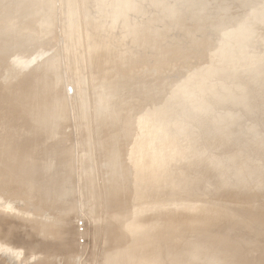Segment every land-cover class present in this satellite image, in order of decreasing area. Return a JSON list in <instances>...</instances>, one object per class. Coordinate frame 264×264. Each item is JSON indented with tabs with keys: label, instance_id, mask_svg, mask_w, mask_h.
Segmentation results:
<instances>
[{
	"label": "bare ground",
	"instance_id": "obj_1",
	"mask_svg": "<svg viewBox=\"0 0 264 264\" xmlns=\"http://www.w3.org/2000/svg\"><path fill=\"white\" fill-rule=\"evenodd\" d=\"M20 1H21V3L25 2V0H20ZM158 1L161 3V5L164 4L162 7H163V11L165 13H170V12H176L177 13V11H179L181 13L182 10H184V12H185L186 11L185 9L197 11V9L199 10V8L203 10L202 11V13H203V12H205L204 9H209L211 7L216 6L219 9L218 16H217V14H214V16L216 15L217 17L215 16L216 18L213 19V13H212V15H211L212 20L209 22H207V20H206V22L205 23L203 22V23H204V26L206 28H211V27L215 28L216 26H218V24L222 25L224 22H226V23H224L225 25H222V27L218 26V27H221L220 34H222V35H229V33H232V32L234 33L235 30H241L245 26L248 27V24L250 25L251 20H252L250 15H252L253 13L246 15V13H247L246 10H245L246 12L242 11V13H238L235 11V5H236L235 3H237V1L234 2L235 0L234 1L231 0L234 3V5L232 3H229V4H227V2L224 3L225 0H182V2H180L181 4L178 7L177 6L174 7L172 5L173 3L175 4L176 0H174L173 3H171V0H158ZM238 1H239V3L241 1V3L243 4V2L248 1V0H238ZM251 1H253V0H251ZM148 2H149L148 0H144L143 6L140 5V7L138 6V8H134V6H132V4L128 0H89V3L87 5V9H86L85 13L87 15V18L90 16L88 19V24L90 25V30H91L90 34H89V40H88V42H89V50H88V53H89L88 57L89 58H88V60H89L90 65L92 66L95 74L98 77H100L101 80L109 78V80L111 79V81H112V79H113L112 85L114 86V88H112V90H114L115 92L111 91L109 89V91H110V94L108 93L109 95L114 93V94H116L115 98H117V95H119V97L122 95L121 96L122 98H123V96H125L126 98L134 97L135 98L134 104H133V102H131L130 105L137 107L139 110L142 107L140 105L147 103V102H149L150 104L154 103V102L163 104V105L161 104L162 107L155 109L154 111L148 113L149 117L146 116L147 119L145 118L146 123H148V125H151L152 127H156V128H158L160 126V128H164V129L166 128L165 126H168V127L170 126L168 131H170V130L174 131L173 133L175 136H176L177 132L181 133L184 131L187 133V131L190 132V130L193 131L195 129H197V130L200 129V131H202L201 135H203V136H201V135H199V136L206 138V139L210 138L209 141L218 140L216 142H217V144L218 143L220 144L221 141H219V140L221 138L223 139V137H222L223 132L226 131L225 129H227V127L225 124H223L224 121L222 119V121H220V122H222L221 124H223V127L225 126L224 129H221V128H223L222 125H220L219 129L216 128V127H218L217 122L219 121V118H218L219 113L217 112L218 110L215 112L213 111L215 109L210 111V109H212V108H210L209 106H207L205 104L203 105L201 102L204 103V101L200 102V100L203 99L206 102H208V104H210V101H212V100L213 101L215 100V101L222 103L223 101L228 100L230 98H233V100H234L235 96H237L236 99H238L241 92L243 93V95L256 97L257 94L259 95L262 91L260 93L258 92L256 94H254L253 89L251 90V88H254V87H250V86L253 85L255 80H257V81L260 80L259 82L264 80V70L260 69L258 72L253 71V73H251L252 70H251V72L248 71L254 77H255V73L257 76L255 78L253 77V79H252L253 83L251 82L249 85L245 82H244L245 85L242 84V81H244L246 79V77L243 78L245 76L244 72H243L244 74H242V75H240V73H239L240 77H238V79H236V77H235L234 80H232L231 82H229L230 81L229 79H228L229 81L226 80L227 82H229V83H226V85H225L224 80L228 78L227 75L226 76L223 75L225 78L223 76H217L218 78L214 77L215 80L220 79V81H221V79H222L224 82V85L228 87V89L226 88V90H222V89L218 88L219 91H215V89H217V88L213 89L214 91L213 90L208 91L209 89H212L211 86H208V83L209 84L211 83L208 81H210L212 78L205 79V80H199V81H190L187 84H181L180 80H178L177 78H174V79L170 80L171 83L175 84L177 87L176 88L177 90L174 91L173 94H175V93L177 94L179 92V90H180V92L182 90L186 95L182 99H181V95L183 93L180 94V96L177 94L180 98L177 95H176L177 97L174 95L175 97L173 96L170 99L171 101L167 102L166 100L168 98L164 97V96H166V94L163 95V93H162V92H164V93L166 92V91H164V89H165L164 83L166 82L165 81L166 79H164V78H148L146 76L136 75L133 72L135 67L138 64H140L143 59H147L148 63L149 62L153 63V64L150 63V66L154 65L153 70L156 69V67H157L156 65L160 64L157 60V55L154 53L155 47H153L150 44L148 39L146 37H144V35L142 34V32L140 30L141 29L140 27L141 26L146 27L147 22L149 21L145 18L147 14H142L143 15L142 16L140 13V10L145 6V3L148 4ZM178 2H179V0H178ZM27 3H28V1H27ZM248 3H249V1H248ZM255 3H257V2L255 1ZM136 5H137V2H136ZM258 5H260V3ZM27 6H28V4H27ZM251 6L252 5H250V7ZM81 7L83 8V6H81ZM259 8L262 9L261 7H259ZM218 9H217V13H218ZM155 10H156V8H155ZM214 10H215V8H214ZM254 10H255V8H254ZM256 10H257V8H256ZM153 11L154 10H151L150 12L153 13ZM160 11H159V13L158 12H155L154 14L150 13L152 15V18H155V20H157L159 18ZM185 13L188 14V12H185ZM214 13H216V12H214ZM179 14H178V16L181 15V14L180 15ZM75 15L77 16L78 14L75 13ZM75 15H74L73 19H75ZM161 15H163V13ZM183 15H181V16H183ZM200 15H201V13H200ZM261 15H263V14H261ZM139 16H142V17L140 19H138ZM170 16L174 17L172 15H170ZM178 16L175 18H178ZM181 16H180V20L182 21ZM72 17H73V15H72ZM149 17H151V16H149ZM195 17H196V15H195ZM61 18H62V16L60 17V19ZM174 19L172 18L173 21H174ZM186 19L188 20V18H186ZM191 20H192V17H191ZM194 20H197V19H194ZM201 20H203V19H201ZM57 21H58V19H57ZM170 21H171V19H170ZM166 22H168V21H166ZM190 22L191 21H189V23L187 22L186 26H189L188 24H190ZM200 22L201 21H199V23ZM50 23H51L50 20H42L38 23L37 22L34 23V25L32 24L33 25L32 27H34L35 30H39L42 28L50 29L51 28ZM257 24H262V23L258 22ZM84 25L86 26V23H84ZM103 25H106V26L104 27ZM176 25H175V27H176ZM101 26L103 27V29ZM199 26L201 27V25H199ZM160 27H161L160 29H161L162 33H163V31L166 34L169 33L170 28H168L167 26H163V25H160ZM197 27H198V25H197ZM200 27H199V29H201ZM181 28H182V25H181ZM244 29H242V30L244 31ZM248 29H251V28L248 27ZM173 30H174V28H173ZM183 30H185V29H183ZM202 30H204V29L202 28ZM171 31H172V29L170 30V32ZM188 31H189V29H188ZM196 31H199V30L196 29ZM211 31H212V29H211ZM216 31H217V29H216ZM176 33H178V32H176ZM187 33H189V32H187ZM191 33H192V31H191ZM199 33H200V31H199ZM214 33H215V30H214ZM28 34L26 35L27 37H28ZM30 34H32V33H30ZM115 34L118 36H119V34L125 35L122 44H121L120 40L114 39ZM23 35H24L23 38H21L22 34L19 33V34L15 35L14 38H10V36L9 37L4 36L3 38L0 39V69L2 66H3V68L5 67V65L7 64L6 60H10L9 65H11L12 70H14L16 72H18L17 71L18 69H21V70L26 69V68L28 69L26 74L24 76H22L17 83H14L13 86H10L7 89V90H9L8 92H10V93L6 94L7 96H5V95L0 96V186L1 185L3 186V188L0 187V189H3L2 190L3 201L6 200L7 196L8 197L13 196V198H14L13 199V198L9 197V199L7 198V200L4 201V203H3V215H0V225H1V223L5 225L6 220H8L10 218V216H14V215L17 217V219L21 218L22 222L24 219H26L27 221L30 222L28 224V225H30L29 226L30 230L28 229L29 235H27L25 240H24V236H23V242L21 241L22 243H19L20 242L19 239H21L22 237H20V235L18 236L17 232L20 231V233H18V234H21V231H23V233H24V230L26 227L24 225L22 226V224L17 226L16 221L13 220V222L16 224V226L19 227L20 229L18 231L17 228L16 229L14 228L15 231L13 230V232L11 231L10 233L12 236V233L16 232L13 234L14 236L16 234V236H15L16 238L14 236L13 237L15 239H17L19 237V239H17L18 242L15 241V239L13 237H11V239H9V240H11V243L5 242V240H4V242L7 244L10 243L9 244L10 247H11V244H13L12 246L15 248L16 247L21 248V247H18L19 244H20L19 246H22V245L24 246L26 244H27V246H26V250L25 249L24 250L18 249L20 251H18L17 249L15 251V248L12 247L14 250V252L11 253L12 255L10 253H9V255H7L9 250H12V248L11 249L8 248L9 249L8 252H6L7 251L6 249H4L5 250L4 254L7 255L6 258H8V261H10V259L12 257H13L12 259H14L15 254L18 252L17 256H15V257L18 258L19 264H76V259L80 256L79 251H78L79 250L78 241H79V239L84 238V239H88L89 241L94 243V245H99L102 247L104 246L107 249L109 248V252L106 251V249H104L106 251V253L108 252V254L106 255V258L104 259V258H102L105 255V253H104L103 256H101V260L99 262V263H102V261H103L102 259H104L105 260V262L103 261L104 264H221L222 261L227 259L225 249L228 246L235 244V238H236L238 233L242 232L246 236L250 237L251 239L257 238V237H263L264 238V206L263 207H257L254 210H251L249 207H245V206H241V205H239V206L236 205V206L231 207V208H229L228 206H225V205H221L219 208H214L213 206H210V205H200L197 203L193 204V202H188V201L185 202V200H187V198L184 197V195H186V194H184L181 197L179 196L176 199L175 198L174 199L173 198L172 199L162 198L161 200L159 199L156 202L155 201L154 202H152V201L148 202V200L145 199L148 196L147 194L150 195L153 192L154 193L158 192L157 189L161 188L160 182L162 181L161 180L162 176H164V178H165V175L163 173L162 174L160 173L158 175V173L156 172L157 170L155 171V167H156L157 163H160V165H165L168 161H170L171 159H174L172 157L177 156L178 155L177 153H179L177 151V148L181 147V143H180L181 140H177V139L174 140L175 139L174 138L173 139L174 143H173V141H171L170 138H166L165 133H163V131H161L164 137H162V135L160 134L161 136H159L156 141H154L153 137H151L152 139L146 138V139L142 140L140 142L139 148H137L138 152L136 155L134 153L130 152L131 150L129 151L131 153V157L133 158V162H131L130 161L131 158L129 157L130 153L126 152V149H127L126 144L129 141L130 136H131V132H132L131 120L129 117L126 118V115H125V113L128 112V109L126 110L125 108L124 109L118 108L116 110V108L114 107L115 104L114 105L111 104L112 106L109 105L111 107H107V110H109V112H110L109 114H112V116L111 115H110L111 117L108 116L110 118L105 119L104 121H102V120L99 121V124L101 126V130L99 131V129H98V131L96 133V140H95L96 144L99 146L98 148H100V153H99L100 157L103 159H106L110 165V167H108L109 165L106 166V163L102 159L103 160L102 162H104L103 163L104 167L105 166L107 167V169L105 167V170H108L110 168V170H108L106 172V174L104 172V174L107 175L108 172H110L111 173L110 178H112L113 181H111V179L109 180L108 178L107 179L109 181H107V182L103 181V182H105L103 185L106 186V183H107L106 187L105 186L102 187V189L104 187L107 188L106 189L107 191H105V189H103L104 190V192H103L100 187L98 188V186H100L102 183L97 186V184H96L97 181H96V183H94V180H95L94 177L93 176H92L93 178L89 177L90 172L92 173V169H87V171H86L85 168H86L87 164L84 165L85 166V168H84L85 172H84V174H82V175H84V177L81 180H83L82 182H84V180L87 179V181H88V182L86 181L87 182V187H86L87 189L85 190V188H83V186L85 184H82L81 187L84 189L82 191V193L83 194L86 193L85 198H87V197L89 198V200H88V198L86 200H88L89 203H90V201L93 203V204L90 203L91 204L90 209L92 210L91 211L92 218H90L91 220L88 221L89 224H88L87 228L85 229V231H82V232L79 231V228H77V219L78 218L76 217L78 207H75V204L72 203V201H73L72 199L70 200L72 204H70V202L68 204L66 203V201H67L66 198L68 197V194L69 193L71 194L73 192V191H70L71 187L74 186V185L72 186L71 172L73 175L74 174L73 171L75 170L74 169L75 167L73 168L70 166L74 162L69 163V162H72L71 160H75V157H74V152H73L74 147H72L73 146L72 145V139L73 138L71 137L72 138L71 139L70 136L68 134H66L69 132L68 131L69 127L67 124L70 122V120L68 121V117H66V110H67L66 108H68V107L66 106L65 101H63V103H62V104L65 103L64 104L65 108L63 107L64 105L61 104V106H60L59 105L60 103L59 104L57 103L59 101V99L61 101L62 98H64V97L59 98V97H61V96H59L60 91H58V93H55V95L59 94L58 95L59 97L56 96L57 98H55V95H54L55 89H50L51 90L50 93H53V94L48 93L49 88H53V87L56 88L57 85L53 86L55 84V82H54V84H52V87H50L49 86L50 84L47 85V83L50 80L45 81L46 77H44L47 75H49L48 76L49 79H50V77L51 78L54 77L53 72L55 69L54 65H56V61H54V59H51V61H50V59L48 60L47 59L48 55L44 54L45 51H44V53L41 52L38 49V47H36L37 46L36 43H35L36 44V46H35L33 41L27 40V37H25V34H23ZM34 35H36V34H34ZM200 35H202V34H200ZM210 36L211 35H209V37ZM237 36L238 35H236V37ZM178 37H180V36H178ZM199 37L201 38V36H199ZM213 37L215 38V36H213ZM213 37L211 36V38H213ZM234 37L235 36H233V38ZM172 38L173 37L169 35V37L167 38L168 39L167 43H170V42L175 43L174 47L172 48V49H174V51H173L174 57H181L183 55L184 51L186 49H188V46H191L192 44L194 45V44L199 43V41H196L194 39L193 40H191V39L177 40V38H173V39ZM211 38H209V39L211 40ZM205 39H206V36H205ZM224 39H226V38H224ZM210 40H208V41H210ZM213 40L214 41H210V42L214 43L215 39H213ZM226 40H228V39H226ZM231 40H232V38H231ZM13 41H16V44L14 46H11L10 43H12ZM234 41H236V40H234ZM71 42H72L71 47H73L75 49L76 45L78 43V38L73 37ZM222 42H225V41L223 40ZM262 42H264V41L262 40ZM212 43L210 46L211 48L213 45ZM221 43H220V45H221ZM229 43L232 44L231 41ZM209 44L210 43H208V45ZM230 44L228 45V47L230 46ZM47 45H49V44H47ZM47 45H46V47H47ZM215 45H217V44H215ZM215 45H214V47H215ZM251 45H252V43H251ZM199 46L200 45H198L197 47H199ZM237 46H239V45H237ZM42 47H44V45L41 46V48ZM219 47H218V51H219ZM240 47H241V44H240ZM256 47H255V49H256ZM39 48H40V46H39ZM213 48H212V51H213ZM222 48H223V46H222ZM225 48H227V47H225ZM225 48H224V50H225ZM232 48H233V45H232ZM263 48L264 47L261 45L258 48V52L263 53V51H262ZM46 49L47 48H44V50H46ZM230 49H231V46H230ZM197 50H199V49H197ZM47 51L46 52L48 54L50 49ZM195 51H196V49H195ZM204 51H206V50L204 49ZM207 51L209 52L210 50H207ZM212 51H210V52H212ZM254 52H255V50H254ZM215 53H216V51H215ZM203 55H204V53H203ZM240 55H242V54H240ZM246 55H244V56H246ZM223 56H221V57H223ZM249 56H247V58ZM225 58H226V56H225ZM220 62H222V61L220 60ZM195 64H197V63H194L193 67H191V68H194ZM210 64L211 63H209L208 65H210ZM30 66H31V68H30ZM32 66H33V68H32ZM61 66H62V64H61ZM34 67H36L37 70H39V68H41V69L39 71H37V70H35L36 68L34 69ZM249 67H250V65H249ZM71 69H73V68H71ZM206 69H207V66H206ZM41 70H42V72H40ZM30 71H31V73L32 72L34 73L36 71V72H39L38 74L44 73L46 75H44V76L41 75V76H43L42 78L40 75H38V76H40V77H38V78H40V80H38V78L35 77V79L37 78L36 81H39V83H38V82L34 81L35 80L34 76H33L34 80L32 79L33 74H31ZM86 71H88V70H86ZM215 73H216V71H215ZM28 74H31L30 75L31 77L30 76L26 77ZM236 74H237V72H236ZM239 75H236V76H239ZM36 76H37V74H36ZM231 76H235V75H231ZM247 76H249V75H247ZM147 78L150 80L149 82H147V80H148ZM256 78H258V79H256ZM41 79H43L42 83H43V81H45V84L48 86V88L41 83ZM231 79H232V77H231ZM242 79H244V80H242ZM215 80H214V82H215ZM111 81L110 82L105 81V82L106 83L109 82V84H111L112 83ZM20 82H24V83H20ZM100 82H102V81H100ZM167 82H169V81H167ZM167 82L165 84H167ZM259 82H257V83L259 84ZM102 84L105 85V83H102ZM169 84L170 83H168V85ZM173 84H171V85H173ZM178 84H180V85H178ZM112 85L110 86V85L106 84V86L108 88H109V86L112 87ZM213 85L217 86V84H215V83H213ZM221 85H223V84H221ZM254 85H256V83H254ZM261 85L264 86V83L263 84L261 83ZM16 86L19 87V90H17V91H15V89H14ZM207 86L209 89L207 88ZM239 86H241V87H239ZM259 86H260V84H259ZM107 87L104 86L102 89L103 90L105 88L107 89ZM157 87H159V89H161L160 91H162V92H160V91L157 92L156 90H159ZM166 87H169V86H166ZM195 87L198 89L199 88L201 89V90H197V92L199 94L198 97H196L197 94H195L197 92L192 93V91H191L192 88L195 91ZM219 87L224 89V86L221 87L219 85ZM58 88H59V86H58ZM92 88H94V87H92ZM155 88H157V89L155 90ZM170 88L171 87L166 88L167 93H168V91L175 89L174 87L172 89H170ZM258 89H256V90L258 91ZM52 90H54V92ZM56 90H59V89L56 88ZM261 90H262V88H261ZM263 90H264V87H263ZM45 91L48 93V95H47V93H44V94L42 93ZM199 91H201V92H199ZM254 91H255V89H254ZM259 91H260V89H259ZM40 93L43 95H41ZM63 93H65V92H63ZM242 93H241V95H242ZM73 94L75 95V93H73ZM108 94L106 93L105 95L108 96ZM173 94H171V96ZM238 94H239V96H238ZM111 96L112 97H110V98L114 99L113 94ZM248 96H246V97H248ZM240 97L242 98V100H243V98H245V96H243V97L240 96ZM110 98H106V99H110ZM248 98H246V99H248ZM54 99H55V101H54ZM56 99H58V101ZM69 99H71V98H69ZM123 102H124V100H123ZM104 103H105V101H104ZM257 103L258 102H256L255 105ZM88 104L89 103H86V105H88ZM211 104H212V102H211ZM229 104H230V101H229ZM105 105H107V104H105ZM91 106H92V104H91ZM91 106H89L90 109H91ZM165 108H166V110H165ZM99 110H100L99 112L97 111L98 113H100L101 110H104V108L99 109ZM216 112L218 113L217 114L218 116H215ZM87 114L90 115L89 113H87ZM209 114H212V115L214 114L213 116L215 117L214 119L216 120L214 122H216V124L214 122H213L214 124L211 123V121L214 119L211 118L213 116L209 117ZM97 119H98V117H97ZM210 119H211V121H210ZM217 119H218V121H217ZM220 120H221V118H220ZM85 122H86V120H85ZM220 122H218V123H220ZM211 124H213L214 126L212 125L213 126L212 127ZM97 125H98V123H97ZM81 127H83V126H81ZM83 128H85V127H83ZM83 128H81V129H83ZM107 128H109L108 129L109 132H106ZM167 129L165 132H167ZM233 129H235V128H233ZM156 131L158 132V130H156ZM83 132H85V130ZM194 132L196 134H198L196 131H194ZM81 133H82V131H81ZM153 134H155V133H153ZM157 134H159V132ZM196 134H195V136H196ZM211 134L212 135L214 134V135L210 137L209 135H211ZM244 134H245V132H244ZM82 135H83V133H82ZM166 135H168V132ZM174 135H172V136L174 137ZM227 135H231V134H227ZM227 135H225L224 137L226 138ZM178 136L181 137V135H178ZM185 136H186V134H185ZM87 137H88V135H87ZM169 137H171V136H169ZM183 137H181V138H183ZM193 138H195V137L193 136ZM225 138H224V140H225ZM171 139H172V137H171ZM206 139H204V140H206ZM228 139H230V138H228ZM232 139H234V138H232ZM78 140H80V139H77V141ZM204 140L200 139V141H202L200 143H203ZM224 140L222 141V143H224ZM193 141L194 140H192V142ZM83 142H85V141H83ZM83 142H81V143L84 144ZM159 142H165V143L162 146H160ZM197 142H199V141H197ZM208 142L206 141V143L208 144L207 147L210 144ZM230 142L232 143V141H230ZM248 142H247V144H248ZM89 143H91V142H89ZM193 143H196V142L194 141ZM238 143H240V142H238ZM197 145H199V144H197ZM83 146H84V148L87 147V149L92 148V147L95 148V146L89 147V144H85ZM193 146H194V144H193ZM199 146H198V148H199ZM211 146H213V145H211ZM216 147H218V146H216ZM230 147L235 149L236 146H233V143H232V145H230ZM237 147H240V146L238 145ZM212 148L214 149V147H212ZM87 149H86V151H89ZM181 149H183V148H181ZM188 149H189V147H187L184 151L189 152ZM199 149H196V150H199ZM247 149H248V147H247ZM96 150H97V148H96ZM208 150H209V148H208ZM228 150L230 151V149H228ZM168 151H170V153H168ZM223 151H224V149H223ZM186 152H184V153H186ZM237 152H238L239 157L236 156ZM237 152L235 154V156L238 157L236 162L233 163V165H231L232 164L231 163L230 166H227V167L224 166L226 168L223 169L221 172L223 176L219 178V181H217L218 185L216 183H215L216 185L214 184L215 187L217 186L216 188H218V191H220L219 194H218V192H216V194H217V196H216L215 191H213L214 193L212 192V189L214 186L212 187V189H210V187H211V186H209L210 184L209 183L206 184V181L209 180L208 179L209 176H207L208 180L206 179L203 182L204 183L203 186H205L207 188L209 187L208 190L206 189V191H208L209 193L212 192L213 194H215V196H212V198L215 197V198H219L220 200H227V199L236 200V201L241 200V202L249 203L251 201L245 200L246 199L245 196L247 197V199H250V197H251L250 195L256 194L254 192L255 189L253 191H249V190H250V188H252L253 178L259 176L260 172L263 170V168L261 167V165H257L256 162L253 163L250 160L249 156H245L244 155L245 153H243V150L242 151L239 150ZM92 153L94 154V152H92ZM92 153L90 152V154H92ZM126 153L129 154L128 159L130 158V160H128V161L126 160L127 159ZM190 153H192V152H190ZM222 153L224 154V152H221V155H222ZM93 157H91V158H93ZM84 158H85V156H84ZM88 158H90V157H88ZM212 158H214V157H212ZM199 159H200V157H199ZM88 160L85 159V162ZM241 160H244V161L246 160L245 163H243L244 164L243 168H240V166H238L241 163ZM126 161L131 163V164L133 163V165L131 166ZM52 162H53V164H56V165H54L53 167H50L51 166L50 164ZM66 162H67V164H70V165L66 164L68 167L65 166ZM90 162L88 161V165L90 164ZM210 163H211V161H210ZM114 164H117L118 168L116 166H114ZM74 165L75 164H73L72 166H74ZM78 166H77V168H78ZM82 166H83V164H82ZM104 167H103V169H104ZM72 169H74V170L72 171ZM204 169H205V167H204ZM204 169H203V171H204ZM78 170H80V169H78ZM82 170H83V167H82ZM189 170H191V169H189ZM93 171H95V170H93ZM133 171H134V173H133ZM77 172H80V171H77ZM94 173H96V171ZM188 173H189V171H188ZM231 173L234 174V179L236 177V182L234 180L233 181L235 183H237L236 184L237 188H238V185L239 186L241 185L242 188L244 187L245 189L249 188V189H246V190H248L247 192H249V193H247V194L243 193L244 196H238V195H236V193H232L230 191L231 187L229 185V179H231V178H229V176L232 175ZM77 175H78V173H77ZM249 175H250V177H249ZM78 176H80V175H78ZM73 177H74V175H73ZM80 178H82V177H80ZM103 178L105 179L106 176L105 177L103 176ZM74 180L75 179H73V181ZM133 182L135 185H132ZM173 182H175V180ZM189 182H190V180H189ZM29 183L31 185H29ZM177 183H179V182H177ZM38 184L40 186H38ZM192 184H190V185H192ZM200 184L202 185L201 182L198 185H195V188L193 185L186 188L184 193L200 194V190H202L201 189L202 186ZM206 185H208V186H206ZM228 185L230 188V190L229 189L228 190L230 192L228 190L224 191L225 188L226 189L228 188ZM131 186H133L134 189H135V187L136 188L138 187L142 191L139 192V190H138L137 193L138 192L139 193L137 194V193H135L136 191L131 190L132 189ZM196 186H198V189H200V190L196 189ZM78 187H80V185H78ZM205 187H202V188H205ZM256 187H258L260 189L259 191H261V188H264V184H259L258 186L256 185ZM245 189L243 191H245ZM204 190L205 189H203V191ZM209 190H211V192ZM237 190H239V189H237ZM78 191H79L78 193H80V190H78ZM74 193H76L75 190H74ZM82 193H80V196L82 195ZM133 193H134V195H133ZM201 195H205L204 192L201 193ZM207 195H208V197H210L209 194H207ZM74 196H75V194H74ZM100 196L104 201V202L102 201L103 204L102 203L99 204V202H100L99 200H101V199H99ZM104 196H105V199H104ZM133 196L137 197V199H134L133 201L137 200V202H139V201L141 202L142 200H145V202H147V204L138 203L139 205L136 204L137 207H135V209L130 208L133 210L130 212L129 211L130 210L129 209L130 201H131L130 199ZM75 197H74V202H76L75 199L77 198V197L76 198ZM83 197H84V195L82 196V198ZM16 198L18 199V201L16 200ZM133 198H135V197H133ZM10 199L12 202L13 201L15 203L17 202V204H12ZM1 200H2V198H1ZM79 200H80V197H79ZM7 202L8 203L11 202V204H8ZM18 202H20L21 204ZM246 205H248V204H246ZM87 206H88V204H87ZM101 209H103L104 211ZM78 210H80V209L78 208ZM102 211L104 212L103 215L101 214ZM128 211L131 214L128 213ZM148 211H151L152 217L148 220L141 219L143 217V214L145 216V214L149 213ZM86 212H87V209H86ZM151 213H149V214H151ZM0 214H2V212ZM54 214H55V217L53 216ZM30 215H32V216H30ZM40 215L42 216V219H39V218H41ZM45 215H46V217H48V220H46V219L44 220L43 217ZM80 215H82L83 217H86L83 215V213H81ZM99 215H102V216H99ZM131 215H132L133 219L131 218L132 220L128 222L126 218L128 216L131 217ZM16 217H14V219ZM29 217L30 218L35 217V218L34 219L33 218L27 219ZM49 217L51 219L54 217V220L53 219L49 220ZM145 218H147V216ZM11 220H12V218L9 219V223L12 222ZM18 222L19 221H17V223ZM22 222H20V223H22ZM25 224H26V222H25ZM236 226H240L241 227V228H239L240 230L233 231L234 230L233 228ZM3 227H2V229H3ZM21 228L22 229L24 228V229L21 230ZM7 230H9V229L7 228ZM28 230L25 232L26 234H27ZM1 232H3V231H1ZM1 232H0V234H1ZM5 232H7V231H5ZM25 233L23 235H26ZM28 236L31 238L28 239L29 238ZM5 238H6V236H5ZM5 238L3 236V239H5ZM12 238L14 239L13 241L17 242L16 243L17 246L16 245L14 246L15 243L12 241ZM0 240H1V238H0ZM27 240L29 242H27ZM129 240H130V242H129ZM24 241H26L27 243L23 244ZM2 244L4 246L3 241H2V243H0V246ZM23 246H22V248H25ZM5 247L7 248V246H5ZM87 248H88V246H87ZM102 249H101V251H102ZM41 250L42 251L44 250V253ZM12 251H10V252H12ZM83 251L81 252V254L83 253ZM101 251H100V253H101ZM94 252H96V251H94ZM45 253L47 255H45ZM91 253L89 252V254H91ZM93 254L94 253H92L91 255H93ZM184 254H186L185 256L190 257L189 259H187V261H184L182 259L181 255H184ZM252 254H255V253L250 252L248 255H243V256H241L240 254L235 255L234 261H232L233 263H231V264H264V254L261 258H257V256L252 255ZM0 256L3 257V254ZM8 256H11V258H9ZM55 257H58L57 259H59L61 257L59 263ZM92 257H94V256H92ZM3 258L5 259V257H3ZM3 258H2V262L0 264H3L7 261V259H6V261H4ZM17 258H15L16 259L15 262H17ZM12 259H11V261H13ZM61 260H62V262H61ZM89 260H90V258H89ZM89 260H87V261H89ZM80 262H82L81 259H80ZM84 262H85V260L83 261V263ZM89 262L91 263V261H89ZM6 264H12V262L11 263L8 262Z\"/></svg>",
	"mask_w": 264,
	"mask_h": 264
},
{
	"label": "rangeland",
	"instance_id": "obj_2",
	"mask_svg": "<svg viewBox=\"0 0 264 264\" xmlns=\"http://www.w3.org/2000/svg\"><path fill=\"white\" fill-rule=\"evenodd\" d=\"M27 1H28V3H27ZM25 0V2H22L21 3V1L20 0H0V39L1 38H3L4 36H6V37H9L10 36V38H14L15 37V35H17V34H22V36H21V38H23V34H25V37H27L26 35L28 34V37H27V40H31V41H33L34 42V44L36 43L37 44V46H36V44H35V46L36 47H38V49L41 51V52H43L44 53V51H45V55H48V57H47V59L49 60L50 59V61H51V59H54V61H56V65H54V72H53V74H54V77L53 78H51L50 77V79H49V75H47V76H44V75H46V74H44V73H40V74H38L39 72H32L31 73V71H30V73L31 74H33L32 75V79H33V76H34V79H35V77H40L41 75H43L44 77H46V79H45V81H48V80H50L48 83H47V85L48 84H50L49 86L50 87H52V84H54V82H55V84L53 85V86H56V88L57 89H59V90H56V88L55 87H53V88H49V91H48V93H50L51 92V90L50 89H55V92H54V90H52L53 92H54V95H55V93H58V91H60L59 92V94H57V95H55V98H57L56 96H61V97H59V98H62V97H64V98H62V100L60 101V99H59V101H58V99H56L57 101V103L61 106V104L63 103V101H65V103H66V106L68 107V108H66L67 110H66V117H68V121L70 120V122L67 124L68 125V133H66V134H68L69 136H70V138L72 139V147H74V157H75V160H71L72 162H69V163H73V164H75L74 166H72V165H70V164H67V162L65 163V166H67V165H70L71 167H75L74 169H72V171H73V175H74V177H73V175H72V172H71V178H72V186L73 187H71V190L70 191H73L70 195L68 194V199L66 198V203L68 204L69 202H70V204H72V203H74L75 204V207H78L80 210H78V208H77V215H76V217L79 219H77V228H79V231H85V229L87 228V226H88V221H90L91 219L90 218H92V214H91V209H90V206H91V204H93L91 201H90V203H89V198H88V200H86L87 198H85V196H86V193L85 194H83L82 193V191L84 190L83 188H85V190L87 189L86 187H87V179L86 180H84V182H82L83 180H81V179H83V177H84V175H82V174H84V172H85V170L87 171V169H92V173L90 172V175H89V177L90 178H93L94 177V183H96V181H97V186L98 185H100L101 183V185L100 186H98V188L100 187L101 188V190L104 192V190L103 189H105V191H107L106 189L107 188H105L106 186H107V183H106V186L105 185H103L105 182H107V181H109L110 179H111V181H113V179L112 178H110V172H108V174L107 175H105L106 174V172L108 171V170H110V168L108 169V170H105V167L107 166V165H109V162H107V160L106 159H103V158H101L100 157V148H98L99 146L96 144V133H97V131H98V129H99V131L101 130V126H100V124H99V121H104L105 119H109L111 116H112V114H109L110 112H109V110H107V107H111L112 105L111 104H115L114 105V107L116 108V110L118 109V108H121V109H128V112H126L125 113V115H126V118L127 117H129L130 118V120H131V124H132V126H131V130H132V132H131V136H130V139H129V141L127 142V144H126V147H127V149H126V152H129L130 150V152H132V150H133V148H134V146L136 145V143H137V141L139 140V139H141V138H143V136H145L146 135V126H144L142 123V121H143V119H144V117H149L148 116V113L149 112H152V111H154L155 109H158V108H160V107H162V103H149V102H147V103H144V104H142V105H140V106H142L141 107V109L139 110L137 107H135V106H133V105H130V103L131 102H133V104H134V100H135V98L134 97H132V98H126L125 96H123V98L120 96L119 97V95H117V98H115L116 96V94H114V93H112L113 94V98L114 99H111L110 97H112L111 95H109L110 94V91H109V89L111 90V91H114V90H112V88H114V86L112 85L113 84V79H112V81H111V79L109 80V78H106V79H100V77H98L96 74H95V72H94V70H93V68H92V66L90 65V63H89V60H88V50H89V42H88V40H89V34H90V25L88 24V19H89V17L87 18V15H86V9H87V5H88V3H89V0ZM31 1V2H30ZM83 1V2H82ZM131 4H132V6H134V8H138V6L140 7V5H142L143 6V2H144V0H128ZM143 1V2H142ZM149 2H148V4L147 3H145V6L140 10V13H141V15L142 14H147L146 15V19L147 20H149L148 22H147V25H146V27L145 26H141L140 28V30H141V32H142V34L144 35V37H146L147 39H148V41L150 42V44L153 46V47H155V54L157 55V60H158V62L160 63V64H158V65H156L157 67H156V69L155 70H153V66L154 65H152V66H150V63L151 62H149L148 63V60L147 59H143L142 61H141V63L140 64H138L136 67H135V69H134V74H136V75H139V76H146V77H148V78H164V79H166L165 81L167 82V81H169V82H167V84H165L164 83V87H165V89H164V91H166L165 93L164 92H162V91H160L161 89H159V87H157L159 90H156L157 88H155V90L157 91V92H162L163 93V95L164 94H166V96H164V97H166V98H168L166 101L168 102H170L171 100V98L175 95H179L180 96V94H182L181 95V99L182 98H184V96L186 95L182 90H181V92H180V90H179V92L176 94H173L174 93V91H176L177 89V87H176V85L175 84H173V83H171V81L170 80H172V79H174V78H177L178 80H180V83L181 84H187L188 82H190V81H199V80H205V79H210V78H212L210 81H208V82H211L210 84L208 83V86H211V88L212 89H209L208 88V86H207V88L209 89H207L206 87V89L208 90V91H212L213 89H215V88H219V89H222V90H226V88L228 89V87L227 86H225L226 85V83H229V82H231L232 80H234V78L236 77V79H238V77H240V75H242V74H244L243 76V78H245L246 77V79L244 80V79H242V80H244V81H242V84L243 85H245V83H247L248 85L253 81L252 79H253V75L252 74H250V72H251V70H252V72L251 73H253V71H255V72H258L260 69H263L264 70V48H263V53H259L258 52V48L262 45L263 47H264V42H262V40L264 41V0H253V1H251V0H248L249 1V3H248V1H245V2H243V4L241 3V1H240V3H239V1L238 0H232V1H234V2H236L237 1V3H235L236 5H235V11L236 12H238V13H242V11L243 12H246L247 11V13H246V15H249V14H252V15H250L251 16V18H252V20H251V23H250V25L248 24V27L249 28H251V29H248V27L247 26H245V27H243L242 29H244V31L241 29V30H235V32L233 33H229V35H222V34H220V30H221V27H222V25H225L224 23H226V22H222L223 24L221 25V24H218V26H221V27H218V26H216L215 28L217 29V31H216V29L215 28H206L205 26H204V23L206 22V20H207V22H209V21H211L212 20V13H213V19H215L217 16H218V14H219V9L215 6V7H211V8H209V9H204V11L205 12H203L202 13V9H200L199 8V10L197 9V11L196 10H187V9H185L186 11L185 12H188V14L187 13H185L184 12V10H182L181 11V13L179 12V11H177V13L176 12H170V13H165L164 11H163V5L164 4H162L161 5V3L158 1V0H148ZM157 1V2H156ZM173 1L174 0H171V3H173ZM231 0L229 1V0H225L224 1V3H226L227 2V4H229V3H232L233 5H234V3L232 2ZM255 1L257 2V3H255ZM261 1V2H260ZM30 2V3H29ZM82 2V3H81ZM136 2H137V5H136ZM153 2V3H152ZM178 2V0H176V2H175V4L173 3L172 5L174 6V7H178L181 3L180 2H182V0H179V2ZM24 3V4H23ZM26 3V4H25ZM166 3V2H165ZM239 3V4H238ZM245 3V4H244ZM260 3V5H258ZM21 4V5H20ZM27 4H28V6H27ZM249 4V5H248ZM257 6H256V5ZM263 6H262V5ZM154 5V6H153ZM241 5V6H240ZM248 5V6H247ZM250 5H252L251 7H250ZM27 6V7H26ZM81 6H83V8L81 7ZM160 6V7H159ZM159 9H158V8ZM248 7V8H247ZM259 7H261L262 9H260ZM82 8V9H81ZM155 8H156V10H155ZM161 8V9H160ZM214 8H215V10H214ZM240 8V9H239ZM251 8V9H250ZM254 8H255V10H254ZM256 8H257V10H256ZM259 8V9H258ZM146 11H145V10ZM154 10L153 11V13H151L150 11L151 10ZM217 9H218V13H217ZM248 9V10H247ZM161 10V11H160ZM201 10V11H200ZM210 10V11H209ZM213 10V11H212ZM241 12H240V11ZM246 10V11H245ZM83 11V12H82ZM159 11H160V15H159V18L157 19V20H155V18H152V15L151 14H154L155 12H158L159 13ZM190 11V12H189ZM199 11V12H198ZM209 11V12H208ZM146 12V13H145ZM149 12V13H148ZM163 13V15H161L162 13ZM181 14V15H183V16H181L179 13ZM214 12H216V13H214ZM255 12V13H254ZM261 12V13H260ZM75 13H77L78 15L76 16L75 15ZM84 13V14H83ZM151 13V14H150ZM172 13V14H171ZM191 13V14H190ZM200 13H201V15H200ZM167 14V15H166ZM169 14V15H168ZM175 14V15H174ZM178 14L181 16V19H182V21L180 20V16H178ZM198 14V15H197ZM214 14H217V16L215 17L214 16ZM259 14V15H258ZM261 14H263V15H261ZM67 15V16H66ZM72 15H73V17H72ZM74 15H75V19H73L74 18ZM135 15V14H134ZM166 17H165V16ZM170 15H172V16H174V17H171ZM178 16V18H175V17H177ZM188 15V16H187ZM195 15H196V17H195ZM209 15V16H208ZM59 18H58V17ZM62 16V18L60 19V17ZM143 16V15H142ZM142 16H139L138 17V19H140ZM149 16H151V17H149ZM259 16V17H258ZM57 17V18H56ZM136 17V16H135ZM169 17V18H168ZM183 17V18H182ZM188 18V20L186 19V18ZM191 17H192V20H191ZM202 17V18H201ZM254 17V18H253ZM257 17V18H256ZM83 18V19H82ZM149 18V19H148ZM172 18L174 19V21L172 20ZM190 18V19H189ZM203 19V20H201V19ZM209 18V19H208ZM57 19H58V21H57ZM166 19V20H165ZM168 19V20H167ZM170 19H171V21H170ZM185 19V20H184ZM194 19H199L198 21L197 20H194ZM261 19V20H260ZM42 20H50V25H51V28L50 29H47V28H42V29H39V30H35L34 29V27H32L33 25H34V23H38V22H40V21H42ZM165 20V21H164ZM178 20V21H177ZM184 20V21H183ZM194 20V21H193ZM81 21V22H80ZM164 21V22H163ZM166 21H168V22H166ZM173 21V22H172ZM189 21H191L190 22V24H188L189 26H186L187 25V22L189 23ZM193 21V22H192ZM199 21H201L200 23H199ZM166 22V23H165ZM172 22V23H171ZM177 22V23H176ZM182 22V23H181ZM204 22V23H203ZM262 23V24H257V23ZM84 23H86V26L84 25ZM152 23V24H151ZM170 23V24H169ZM33 24V25H32ZM167 24V25H166ZM177 24V25H176ZM254 24V25H253ZM160 25H163V26H167L168 28H170V30L172 29V31L170 32V30H169V33L168 34H166V33H164V31H163V33H162V31H161V27H160ZM175 25H176V27H175ZM181 25H182V28H181ZM185 25V26H184ZM197 25H198V27H197ZM199 25H201V27L199 26ZM256 25V26H255ZM262 25V26H261ZM104 27L106 26V25H103ZM180 26V27H179ZM203 26V27H202ZM102 27V26H101ZM178 27V28H177ZM199 27L201 28V29H199ZM219 29H218V28ZM253 27V28H252ZM80 28V29H79ZM151 28V29H150ZM173 28H174V30H173ZM176 28V29H175ZM198 29L199 31H200V33H199V31H196V29ZM202 28L204 29V30H202ZM5 29V30H4ZM82 29V30H81ZM102 29H103V27H102ZM183 29H185V30H182ZM188 29H189V31H188ZM194 29V30H193ZM206 29V30H205ZM210 29V30H209ZM211 29H212V31H211ZM214 30H215V33H214ZM30 31V32H29ZM191 31H192V33H191ZM195 31V32H194ZM207 31V32H206ZM210 31V32H209ZM238 31V32H237ZM240 31V32H239ZM247 31V32H246ZM176 32H178V33H176ZM180 32V33H179ZM182 32V33H181ZM187 32H189V33H187ZM194 32V33H193ZM197 32V33H196ZM206 32V33H205ZM253 32V33H252ZM30 33H32V34H30ZM150 33V34H149ZM153 33V34H152ZM159 33V34H158ZM161 33V34H160ZM196 33V34H195ZM204 33V34H203ZM210 33V34H209ZM34 34H36V35H34ZM58 34V35H57ZM125 34V33H124ZM179 34V35H178ZM194 34V35H193ZM200 34H202V35H200ZM169 35L170 36H172L173 38H177V40H185V39H191V40H196V41H199V43H197V44H192L191 46H188V49H186L185 51H184V53H183V55L181 56V57H174L173 56V51H174V49H172L173 47H174V44L175 43H173V42H170V43H167L168 42V37H169ZM209 35H211L212 37L213 36H215V38L213 37V38H211V36L209 37ZM236 35H238L237 37H236ZM254 35V36H253ZM258 37H257V36ZM160 36V37H159ZM163 36V37H162ZM177 36V37H176ZM178 36H180V37H178ZM194 36V37H193ZM196 36V37H195ZM198 36V37H197ZM199 36H201V38L199 37ZM205 36H206V39H205ZM221 36V37H220ZM227 36V37H226ZM233 36H235L234 38H233ZM35 37V38H34ZM73 37H77L78 38V43H77V45H76V50L73 48V47H71V41H72V39H73ZM124 37H125V35H123V34H119V36L118 35H116L115 34V40H120L121 41V44H122V42H123V39H124ZM193 37V38H192ZM220 37V38H219ZM240 37V38H239ZM172 38V39H173ZM209 38H211V40L209 39ZM217 38V39H216ZM224 38H226V39H228V40H226V39H224ZM231 38H232V40H231ZM198 39V40H197ZM202 39V40H201ZM213 39H215V42L214 43H212V42H210V41H214ZM220 39V40H219ZM236 40V41H234V40ZM160 40V41H159ZM208 40H210V41H208ZM218 42H217V41ZM225 41V42H222V41ZM231 41V43L232 44H230L229 42ZM242 40V41H241ZM244 40V41H243ZM257 40V41H256ZM36 41V42H35ZM158 41V42H157ZM165 41V42H164ZM203 41V42H202ZM207 41V42H206ZM234 43H233V42ZM260 41V42H259ZM53 42V43H52ZM201 42V43H200ZM217 42V43H216ZM222 42V43H221ZM239 42V43H238ZM260 44H259V43ZM262 42V43H261ZM49 44V45H47V44ZM204 43V44H203ZM208 43H210L209 45H208ZM211 43L213 44L212 45V48L214 47V45L215 44H217V45H215V47L213 48V51H212V48L210 47L211 46ZM220 43H221V45H220ZM227 43V44H226ZM248 43V44H247ZM251 43H252V45H251ZM11 44V46H14L15 44H16V41H13L12 43H10ZM170 44V45H169ZM206 44V45H205ZM230 44V46H231V49H230V46L228 47V45ZM240 44H241V47H240ZM258 44V45H257ZM44 45V47H42L41 48V46H43ZM46 45H47V47H46ZM51 45V46H50ZM160 45V46H159ZM198 45H200L199 47H197ZM204 45V46H203ZM226 45V46H225ZM232 45H233V48H232ZM237 45H239V46H237ZM39 46H40V48H39ZM50 48H49V47ZM193 46V47H192ZM208 46V47H207ZM219 47V51H218V47ZM222 46H223V48H222ZM257 46V47H256ZM204 47V48H203ZM210 47V48H209ZM225 47H227V48H225ZM239 49H238V48ZM255 47H256V49H255ZM44 48H47L46 50H44ZM73 48V49H72ZM217 50H216V49ZM224 48H225V50H224ZM50 49V51H49V53L47 54V50H49ZM192 49V50H191ZM195 49H196V51H195ZM197 49H199V50H197ZM204 49L207 51V50H210V51H212V52H206V51H204ZM222 49V50H221ZM233 49V50H232ZM236 49V50H235ZM241 49V50H240ZM181 50V49H180ZM202 50V51H201ZM221 50V51H220ZM228 50V51H227ZM254 50H255V52H254ZM47 51V52H46ZM204 51V52H203ZM215 51H216V53H215ZM218 51V52H217ZM232 51V52H231ZM237 51V52H236ZM251 53H250V52ZM206 52V53H205ZM214 52V53H213ZM222 52V53H221ZM228 52V53H227ZM240 52V53H239ZM253 52V53H252ZM187 53V54H186ZM199 53V54H198ZM203 53H204V55H203ZM219 53V54H218ZM231 53V54H230ZM233 53V54H232ZM69 54V55H68ZM197 54V55H196ZM202 54V55H201ZM240 54H242V55H240ZM247 54V55H246ZM250 56H249V55ZM252 54V55H251ZM190 55V56H189ZM224 55V56H223ZM230 55V56H229ZM244 55H246V56H244ZM207 56V57H206ZM210 56V57H209ZM221 56H223V57H221ZM225 56H226V58H225ZM233 56V57H232ZM243 56V57H242ZM247 56H249L248 58H247ZM201 57V58H200ZM229 57V58H228ZM257 57V58H256ZM46 58V57H45ZM204 58V59H203ZM221 58V59H220ZM224 58V59H223ZM239 58V59H238ZM242 58V59H241ZM238 59V60H237ZM246 59V60H245ZM205 60V61H204ZM217 60V61H216ZM220 60L222 61V62H220ZM256 62H255V61ZM7 62V64L5 65V67L3 68V66L1 67V69H0V96H3V95H5V96H7L6 94L7 93H10V92H8L9 90H7L10 86H13V84L14 83H16V82H18L19 80H20V78L22 77V76H24L25 74H26V72H27V68L26 69H23V70H21V69H18L17 71L18 72H16V71H14V70H12V68H11V65H9L10 64V60H6ZM201 62V63H200ZM214 62V63H213ZM219 62V63H218ZM231 62V63H230ZM251 62V63H250ZM194 63H197V64H195V66H194V68H191V67H193V65H194ZM206 63V64H205ZM209 63H211L210 65H208ZM234 63V64H233ZM250 63V64H249ZM61 64H62V66H61ZM151 64H153V63H151ZM237 64V65H236ZM248 64V65H247ZM220 65V66H219ZM239 65V66H238ZM246 65V66H245ZM249 65H250V67H249ZM7 66V67H6ZM34 66V65H33ZM33 66H32V68H33ZM206 66H207V69H206ZM215 66V67H214ZM224 66V67H223ZM261 68H260V67ZM263 66V67H262ZM140 67V68H139ZM211 67V68H210ZM220 67V68H219ZM236 67V68H235ZM30 68H31V66H30ZM36 67H34V69H35ZM64 68V69H63ZM71 68H73V69H71ZM139 68V69H138ZM41 68H39V70H40ZM35 70H37V68L35 69ZM39 70H37V71H39ZM86 70H88V71H86ZM213 70V71H212ZM257 70V71H256ZM34 71V70H33ZM215 71H216V73H215ZM248 71H250V72H248ZM40 72H42V70L40 71ZM44 72V71H43ZM236 72H237V74H236ZM244 72V73H243ZM215 73V74H214ZM228 73V74H227ZM239 73H240V75H239ZM31 74H28L26 77H28V76H30ZM35 74V75H34ZM36 74H37V76H36ZM87 74V75H86ZM213 74V75H212ZM249 75V76H247V75ZM5 75V76H4ZM38 75H40V76H38ZM64 75V76H63ZM200 75V76H199ZM226 76L227 75V79H225L224 81H225V85H224V82H223V80L221 79V81H220V79H214V77L215 78H218L217 76ZM229 75V76H228ZM231 75H235V76H231ZM236 75H239V76H236ZM43 76H41V78L43 77ZM209 76V77H208ZM223 76V77H224ZM31 77V76H30ZM231 77H232V79H231ZM250 77V78H249ZM255 77H257L256 76V73H255ZM254 77V78H255ZM37 78L34 80V81H36L37 80ZM48 78V79H47ZM147 78V79H148ZM225 78V77H224ZM54 79V80H53ZM56 79V80H55ZM67 79V80H66ZM215 80V82H214V80ZM230 81H229V80ZM256 79H258V78H256ZM38 80H40V78H38ZM42 80L43 79H41V83H42ZM104 80V81H103ZM219 80V81H218ZM226 80H228L229 82H227ZM249 80V81H248ZM255 80V79H254ZM45 81H43V85L44 86H46L47 88H48V86L45 84ZM100 81H102V82H100ZM107 81H111L112 83L111 84H109V82L108 83H106ZM150 80L148 79L147 80V82H149ZM260 80H255V82L254 83H256V85H254V83H253V85L252 86H250V87H254V88H251V90L253 89V93L254 94H256V93H260L261 91L263 92L264 90H263V87L264 86H262L261 85V83L263 84L264 83V80L263 81H261V82H259ZM36 82H38L39 83V81H36ZM53 82V83H52ZM63 82V83H62ZM68 82V83H67ZM89 82V83H88ZM146 82V83H147ZM215 83V84H217V86H215V85H213V83ZM245 82V83H244ZM257 82H259V84H260V86H259V84L257 83ZM20 83H24V82H20ZM40 83V84H41ZM102 83H105V85L104 84H102ZM168 83H170L169 85H168ZM39 84V85H40ZM41 84V85H42ZM94 84V85H93ZM106 84L107 85H112V87H110L109 86V88L106 86ZM148 84V83H147ZM171 84H173V85H171ZM221 84H223V85H221ZM42 85V86H43ZM103 85V86H102ZM178 85H180V84H178ZM213 85V86H212ZM219 85L221 86V87H223L224 86V89L223 88H220L219 87ZM43 86V87H44ZM58 86H59V88H58ZM107 87V89L105 88L104 90L102 89L103 87ZM166 86H169V87H171L170 89H172L173 87L175 88V89H172V90H170V91H168V93H167V89L166 88H169V87H166ZM173 86V87H172ZM257 88H256V87ZM92 87H94V88H92ZM239 87H241V86H239ZM78 88V89H77ZM162 88V87H161ZM260 89V91H259V89ZM261 88H262V90H261ZM80 89V90H79ZM205 89V90H206ZM217 89H215V91H219V89L217 90ZM254 89H255V91H254ZM256 89H258V91L256 90ZM7 90V91H6ZM46 90V89H45ZM78 90V91H77ZM197 90H201L200 88L198 89V88H196L195 87V91H194V89L192 88V93H194V92H197ZM206 90V91H207ZM221 90V91H222ZM43 91V90H42ZM89 91V92H88ZM108 94V96L107 95H105L106 93ZM204 91V90H203ZM214 91V90H213ZM63 92H65V93H63ZM87 92V93H86ZM115 92V91H114ZM155 92V91H154ZM171 92V93H170ZM199 92H201V91H199ZM205 92V91H204ZM260 93L259 95L257 94V98L254 96V97H252V96H248V95H243V93H242V95H241V93H240V96H245V98H243V100H242V98L239 96V94H238V99H236L237 98V96H235V98H234V100H233V98H230V99H228V100H225V101H223L222 103L221 102H218V101H210V104H208V102H206L205 100H200V102L201 101H204V103L203 102H201L203 105L205 104V105H207V106H209L210 108H212V109H210V111H212L213 109H215V110H213L214 112L215 111H217L218 113H219V116L217 115L218 113L216 112L215 113V116H218V118H219V121H218V119H217V121L218 122H220V121H222V119H223V121H224V123L223 124H225L226 125V127H227V129H225L226 131H224L223 132V139L221 140H219V141H221V143L219 144H217V142L216 141H218V140H211V141H209V139L210 138H203V137H201V136H203V135H201L202 134V131H200V129H195V130H190V132L189 131H187V133L186 132H177V134H176V136L174 135V131H168L169 130V127L168 126H165L166 128L164 129V128H160V126L158 127V128H156V127H152L151 125H149V126H151V128L152 129H150V131L151 132H149L150 134H149V137H147V138H151V137H153V139H154V141H156L157 140V138L159 137V136H161L162 135V137H164L163 136V134H162V132L161 131H163V133H165V136H166V138H170V140L171 141H173V143H174V140H181L180 141V143H181V147L180 148H177V151L179 152V153H177L178 155L177 156H175V157H172V158H174V159H171L170 161H168L165 165H160V163H157V165H156V167H155V171L158 173V175L161 173H163L164 175H165V178H164V176H162V178H161V182H160V189H157L158 190V192H153L152 194H147L148 196L145 198V199H147L148 200V202L149 201H152V202H156V201H158L159 199L161 200L162 198H169V199H176V198H178L179 196L181 197V196H183L184 194H186V195H184V197H186L187 198V200H185V202H193V204L194 203H197V204H200V205H210V206H213L214 208H219L221 205H225V206H228L229 208H231V207H234V206H239V205H241V206H245V207H249L251 210H254V209H256L257 207H263L264 206V188H261V191H259L260 189L258 188V187H256V185L258 186L259 184H264V92L263 93ZM43 94L44 93H47L46 91L45 92H42ZM48 93H47V95H48ZM73 93H75V95L73 94ZM85 93V94H84ZM92 93V94H91ZM41 94V93H40ZM43 94H41V95H43ZM50 94H53V93H50ZM65 94V95H64ZM81 94V95H80ZM84 94V95H83ZM97 94V95H96ZM171 94H173L172 96H171ZM195 94H197V96L196 97H198L199 96V94H198V92L197 93H195ZM40 95V96H41ZM53 95V96H54ZM77 95V96H76ZM91 95V96H90ZM93 95V96H92ZM177 95V96H178ZM67 96V97H66ZM70 96V97H69ZM81 96V97H80ZM87 96V97H86ZM106 98H110V99H106ZM174 96V97H175ZM176 96V97H177ZM178 96V97H179ZM246 96H248V97H246ZM259 96V97H258ZM76 99H75V98ZM97 99H95V98ZM194 97V96H193ZM54 98V97H53ZM69 98H71V99H69ZM87 98V99H86ZM95 100H94V99ZM99 98V99H98ZM125 98V99H124ZM180 98V97H179ZM246 98H248V99H246ZM64 99V100H63ZM66 99V100H65ZM129 99V100H128ZM180 99V100H181ZM240 99V100H239ZM253 99V100H252ZM257 99V100H256ZM262 99V100H261ZM90 100V101H89ZM99 100V101H98ZM122 100V101H121ZM123 100H124V102H123ZM179 100V101H180ZM251 102H249V101ZM54 101H55V99H54ZM88 101V102H87ZM96 103H95V102ZM104 101H105V103H104ZM228 101V102H227ZM229 101H230V104H229ZM232 101V102H231ZM55 102V103H56ZM80 104H78V103ZM103 102V103H102ZM211 102H212V104H211ZM256 102H258L256 105H255V103ZM262 102V103H261ZM64 103V104H65ZM73 103V104H72ZM86 103H89L88 105H86ZM102 105H101V104ZM109 103V104H108ZM120 105H119V104ZM122 103V104H121ZM64 104H62V105H64ZM76 104V105H75ZM91 104H92V106H91ZM105 104H107V105H105ZM157 104V105H156ZM162 104V105H161ZM72 107H71V106ZM109 105H111V106H109ZM77 106V107H76ZM89 106H91V109H90V107ZM94 106V107H93ZM99 108H98V107ZM246 106V107H245ZM64 108H65V105L63 106ZM226 107V108H225ZM244 107V108H243ZM259 107V108H258ZM261 107V108H260ZM77 110H76V109ZM98 108V109H97ZM102 108H104V110H101V114L100 113H98L100 110L99 109H102ZM221 108V109H220ZM243 108V109H242ZM89 109V110H88ZM95 109V110H94ZM76 110V111H75ZM92 110V111H91ZM107 110V111H106ZM165 110H166V108H165ZM208 110V109H207ZM256 110V111H255ZM69 111V112H68ZM81 111V112H80ZM90 111V112H89ZM98 111V112H97ZM139 111V112H138ZM209 111V112H210ZM73 112V113H72ZM105 112V113H104ZM87 113H89L90 115H88ZM93 115H92V114ZM117 113V112H116ZM225 113V114H224ZM248 113V114H247ZM104 115V116H103ZM111 115V116H110ZM214 115V114H213ZM212 114H209V117H211V116H213ZM224 115V116H223ZM254 115V116H253ZM100 116V117H99ZM101 116H103V117H101ZM107 116V117H106ZM108 116H110V117H108ZM223 116V117H222ZM252 116V117H251ZM76 117V118H75ZM81 117V118H80ZM97 117H98V119H97ZM227 117V118H226ZM79 118V119H78ZM211 118H215L214 116L213 117H211ZM220 118H221V120H220ZM147 119V118H146ZM227 119V120H226ZM237 119V120H236ZM85 120H86V122H85ZM234 120V121H233ZM210 121H211V119H210ZM214 121H216L215 119L214 120H212L211 121V123H213ZM239 121V122H238ZM217 122V124H218V127H216V128H220V125H222V127H223V124H221L222 122H220V123H218ZM97 123H98V125H97ZM215 124H216V122H214ZM213 123V124H214ZM81 124V125H80ZM213 124H211V126L213 125ZM81 126H83V127H85V128H83V127H81ZM88 126V127H87ZM214 126V125H213ZM212 126V127H213ZM217 126V125H216ZM83 128V129H81V128ZM162 127V126H161ZM164 127V126H163ZM210 127V126H209ZM225 127V126H224ZM224 127L223 128H221V129H224ZM76 128V129H75ZM160 128V129H159ZM168 128V129H167ZM233 128H235V129H233ZM94 129V130H93ZM97 129V130H96ZM108 129L109 128H107V131L106 132H109L108 131ZM166 129H167V132H168V135H166L167 134V132H165L166 131ZM232 129V130H231ZM242 129V130H241ZM85 130V132H83ZM91 130V131H90ZM156 130H158V132H159V134H157L158 132L156 131ZM81 131H82V133H83V135H82V133H81ZM194 131H196L198 134H196ZM229 133H228V132ZM157 132V133H156ZM176 132V131H175ZM189 132V133H188ZM226 132V133H225ZM244 132H245V134H244ZM86 133V134H85ZM89 133V134H88ZM153 133H155V134H153ZM171 133V134H170ZM186 134V136H185V134ZM192 133V134H191ZM161 134V135H160ZM170 134V135H169ZM194 134V135H193ZM195 134H196V136H195ZM227 134H231V135H227ZM85 135V136H84ZM87 135H88V137H87ZM172 135H174V137L172 136ZM178 135H181V137H183V138H181L180 136H178ZM189 137H188V136ZM199 135H201V136H199ZM214 135V134H213ZM212 134L211 135H209L210 137L211 136H213ZM225 135H227L226 136V138L224 137ZM84 136V137H83ZM157 136V137H156ZM168 136V137H167ZM169 136H171L172 137V139H171V137H169ZM178 136V137H177ZM193 136L195 137V138H193ZM235 136V137H234ZM252 136V137H251ZM81 137V138H80ZM146 137V136H145ZM200 137V138H199ZM230 138V139H228V138ZM240 137V138H239ZM175 138V139H174ZM181 138V139H180ZM193 138V139H192ZM199 138V139H198ZM224 138H225V140H224ZM232 138H234V139H232ZM70 139V140H71ZM77 139H80V140H78L77 141ZM84 139V140H83ZM152 139V138H151ZM174 139V140H173ZM185 139V140H184ZM188 139V140H187ZM200 139L201 140H204V139H206V140H204L203 141V143H200V142H202V141H200ZM74 140V141H73ZM85 141V142H83V141ZM190 140V141H189ZM192 140H194L196 143H193L192 142ZM224 140V143H222V141ZM83 142L84 144H82L81 142ZM187 141V142H186ZM197 141H199V142H197ZM206 141L208 142V143H210L209 144V146L207 147V143H206ZM230 141H232V143H233V146H236L235 147V149L234 148H232V147H230V145H232V143L230 142ZM237 141V142H236ZM243 141V142H242ZM249 141V142H248ZM77 142V143H76ZM80 142V143H79ZM89 142H91V143H89ZM190 142V143H189ZM229 142V143H228ZM238 142H240V143H238ZM247 142H248V144H247ZM79 143V144H78ZM165 142H159V144H160V146H162L163 144H164ZM206 143V144H205ZM216 145H215V144ZM238 143V144H237ZM244 143V144H243ZM85 144H89V147L91 146H95V148L94 147H92V148H89V149H87V147H85L87 150H89V151H86V149L84 148V146L83 145H85ZM193 144H194V146H193ZM197 144H199V145H197ZM203 144V145H202ZM190 145V146H189ZM197 145V146H196ZM211 145H213V146H211ZM215 145V146H214ZM240 146V147H237V146ZM246 145V146H245ZM192 146V147H191ZM198 146H199V148H198ZM203 146V147H202ZM216 146H218V147H216ZM221 146V147H220ZM227 146V147H226ZM255 146V147H254ZM187 147H189V152L187 151H184ZM212 147H214V149L212 148ZM216 147V148H215ZM223 147V148H222ZM247 147H248V149H247ZM254 147V148H253ZM96 148H97V150H96ZM181 148H183V149H181ZM193 148V149H192ZM208 148H209V150H208ZM211 148V149H210ZM221 148V149H220ZM78 149V150H77ZM196 149H199V150H196ZM223 149H224V151H223ZM228 149H230V151L228 150ZM92 150V151H91ZM96 150V151H95ZM183 150V151H182ZM213 150V151H212ZM242 151L243 150V153H245L244 155L245 156H249L250 157V160L254 163V162H256L257 163V165H261V167L263 168V170L260 172V175L259 176H257V177H252L253 178V185H252V188H250V190L249 191H253L254 189V192L256 193L255 195H250L251 197H250V199H247V197L245 196V200H249V201H251V202H249V203H246V202H241V200H239V201H236V200H231V199H227V200H220L219 198H212V196H215V194H216V192H218V194H219V192L220 191H218V188H216L215 186H214V184L216 183H218L217 181H219V178L220 177H222L223 175H222V170L223 169H225L227 166H230V164L231 165H233V163H235L236 162V160H237V158L239 157V155H238V152L237 151ZM245 150V151H244ZM258 150V151H257ZM195 151V152H194ZM199 151V152H198ZM224 152V154L222 153V155H221V152ZM90 152L92 153V152H94V154L92 153V154H90ZM129 152V153H130ZM184 152H186V153H184ZM190 152H192V153H190ZM198 152V153H197ZM202 152V153H201ZM236 152H237V155L236 156H238V157H236L235 156V154H236ZM213 153V154H212ZM220 153V154H219ZM97 154V155H96ZM189 154V155H188ZM204 154V155H203ZM208 154V155H207ZM82 155V156H81ZM92 155V156H91ZM128 153H126V160L128 161V160H130V158H131V153H130V158L128 159ZM188 155V156H187ZM203 155V156H202ZM221 155V156H220ZM227 155V156H226ZM233 155V156H232ZM84 156H85V158H84ZM94 156V157H93ZM79 157V158H78ZM82 157V158H81ZM88 157H90V158H88ZM91 157H93V158H91ZM100 157V158H99ZM186 157V158H185ZM196 157V158H195ZM199 157H200V159H199ZM208 157V158H207ZM212 157H214V158H212ZM84 158V159H83ZM170 158V157H169ZM181 158V159H180ZM225 158V159H224ZM231 160H230V159ZM79 159V160H78ZM85 159L86 160H88L89 162H90V164L88 165V161H86L85 162ZM96 159V160H95ZM104 160V162L106 163V166L104 167V162H102L103 160ZM198 159V160H197ZM209 161H208V160ZM235 159V160H234ZM93 160V161H92ZM106 160V161H105ZM174 160V161H173ZM197 160V161H196ZM226 160V161H225ZM126 161V162H127ZM131 162H132V160H130ZM187 161V162H186ZM196 161V162H195ZM199 161V162H198ZM207 161V162H206ZM210 161H211V163H210ZM222 161V162H221ZM246 161V160H245ZM245 161L244 160H241V163L238 165V166H240V168H243L244 167V164L243 163H245ZM83 162V163H82ZM102 162V163H101ZM166 162V161H165ZM201 162V163H200ZM220 162V163H219ZM56 163V162H55ZM95 163V164H94ZM127 163H129V162H127ZM207 163V164H206ZM53 162L50 164L51 166L50 167H53L54 165H56V164H53ZM67 164V165H66ZM79 166H78V165ZM82 164H83V166H82ZM87 164V166H86V168H85V166L84 165H86ZM103 164V165H102ZM131 166L133 165V163L131 164V163H129ZM135 164V163H134ZM191 166H190V165ZM195 164V165H194ZM203 166H202V165ZM221 164V165H220ZM227 164V165H226ZM102 165V166H101ZM200 165V166H199ZM206 165V166H205ZM214 165V166H213ZM69 166V167H70ZM77 166H78V168H77ZM83 167V170H82V167ZM95 166V167H94ZM114 166H116L117 167V164H114ZM187 166V167H186ZM195 166V167H194ZM224 166H226V167H224ZM68 167V166H67ZM70 167V168H71ZM80 167V168H79ZM103 167H104V169H103ZM108 167H110V165L108 166ZM201 167V168H200ZM204 167H205V169H204ZM84 168H85V170H84ZM115 168V167H114ZM118 168V167H117ZM133 168V167H132ZM159 168V169H158ZM163 168V169H162ZM196 170H195V169ZM199 168V169H198ZM217 170H216V169ZM78 169H80V170H78ZM106 169H107V167H106ZM165 169V170H164ZM189 169H191V170H189ZM203 169H204V171H203ZM230 169V168H229ZM82 170V171H81ZM93 170H95L96 171V173H94L95 171H93ZM99 170V171H98ZM105 170V171H104ZM195 170V171H194ZM77 171H80V172H77ZM176 171V172H175ZM188 171H189V173H188ZM82 172V173H81ZM101 174H100V173ZM104 172H105V174H104ZM77 173H78V175H80V176H78L77 175ZM80 173V174H79ZM133 173H134V171H133ZM182 173V174H181ZM185 175H184V174ZM213 173V174H212ZM95 176H94V175ZM232 174V173H231ZM173 175V176H172ZM191 175V176H190ZM228 175V174H227ZM230 175V174H229ZM93 176V177H92ZM101 178H100V177ZM103 176L105 177L106 176V178L104 179L103 178ZM108 176V177H107ZM189 176V177H188ZM207 176H209L208 177V179H207ZM76 177V178H75ZM80 177H82V178H80ZM188 177V178H187ZM249 177H250V175H249ZM109 180H108V179ZM167 178V179H166ZM182 178V179H181ZM229 178H233L232 180L231 179H229V185H230V187H231V190H230V188H229V185H228V188L226 189H224V191H226V190H230L232 193H236V195H238V196H244L243 195V193L245 194H247V193H249V192H247L248 190H246V189H249V188H242V186L240 185H238V188H237V186H236V184L237 183H235L236 182V177H235V179H234V174H232V175H230L229 176ZM73 179H75L74 181H73ZM97 179V180H96ZM102 179V180H101ZM173 179V180H172ZM208 180V181H206V184L207 183H209L208 185L209 186H211L210 187V189H212V187H213V189H212V192L213 191H215V194H213L212 192H211V190H209L211 193H209L208 191H206V189L208 190V188L207 187H205V186H203L204 185V181L205 180ZM175 180V182H173ZM180 180V181H179ZM186 180V181H185ZM189 180H190V182H189ZM235 182H234V181ZM87 181V182H86ZM103 181H105V182H103ZM171 182V183H170ZM177 182H179V183H177ZM202 183V187H205V188H202L201 186V189L202 190H200V189H198V186H196V189H198V190H200V194H188V193H184L185 192V189L186 188H188V187H190V186H194V188H195V185H198L199 183ZM28 183V182H27ZM76 183V184H75ZM99 183V184H98ZM176 183V184H175ZM193 183V184H192ZM82 184H85L84 186H83V188L81 187L82 186ZM190 184H192V185H190ZM215 184V185H216ZM29 185H31L30 183H29ZM78 185H80V187H78ZM132 185H135L134 184V182H133V184ZM208 185H206V186H208ZM218 185V184H217ZM38 186H40L39 184H38ZM76 186V187H75ZM103 186H105L103 189H102V187ZM166 186V187H165ZM1 188H3V186L1 185L0 186ZM135 187V186H134ZM164 187V188H163ZM250 187V186H249ZM81 188V189H80ZM131 190L133 191H136L135 193H137V191L139 190V192H141L142 190H140L138 187L136 188L135 187V189L133 188V186H131ZM239 189V190H237V189ZM137 189V190H136ZM168 189V190H167ZM203 189H205L204 191H203ZM245 189V191H243ZM2 190L3 189H0V213L2 212V214H0V215H3V203H4V201H6L7 200V198L9 199V197L7 196V198H6V200H4L3 201V197H2V195H3V193H2ZM74 190H75V192L76 193H74ZM78 190H80V193H82V195L80 196V193H78L79 191ZM100 190V189H99ZM217 190V191H216ZM228 190V191H229ZM236 190V191H235ZM263 190V191H262ZM69 191V192H70ZM204 192V194L205 195H201V193H203ZM229 191V192H230ZM138 192V193H139ZM183 192V193H182ZM137 193V194H138ZM162 193V194H161ZM182 193V194H181ZM209 194V196L210 197H208V195L207 194ZM253 193V192H252ZM251 193V194H252ZM38 194V193H37ZM74 194H75V196L77 197H75L74 196ZM84 195V197L82 198V196ZM133 195H134V193H133ZM76 198L75 199V201L76 202H74V197ZM177 196V197H176ZM192 196V197H191ZM216 196H217V194H216ZM70 197V198H69ZM79 197H80V200H79ZM133 197H135V198H133ZM133 197H131V201H130V207H129V209L130 208H134L135 209V207H137V205L136 204H138V203H140V204H147V202H145V200H142L141 202L139 201V202H137V200L136 201H133L134 199H137V197L136 196H133ZM171 197V198H170ZM1 198H2V200H1ZM10 198H13V196L12 197H10ZM82 198V199H81ZM14 199V198H13ZM12 199V200H13ZM73 200L72 201V203H71V201L70 200ZM84 199V200H83ZM99 199H101V200H99L98 202H99V204H103V199L101 198V196L99 197ZM104 199H105V196H104ZM168 199V200H169ZM16 200L18 201V199L16 198ZM2 201V202H1ZM10 201H11V199H10ZM81 201V202H80ZM103 201V202H102ZM12 202V201H11ZM11 202L10 203H8V204H11ZM14 202V201H13ZM12 202V204H17V202L15 203H13ZM80 202V203H79ZM6 203V204H7ZM18 203H20V202H18ZM134 203V204H133ZM21 204V203H20ZM81 204V205H80ZM87 204H88V206H87ZM133 204V205H132ZM246 204H248V205H246ZM139 205V204H138ZM134 206V207H133ZM81 207V208H80ZM85 207V208H84ZM2 209V210H1ZM6 209V208H5ZM86 209H87V212H86ZM104 209V208H103ZM103 209H101V210H103ZM132 209H130L129 211L131 212V211H133ZM6 211V210H5ZM81 211V212H80ZM104 211V210H103ZM101 212V214L103 215L104 214V212ZM128 211V213H130ZM9 212V211H8ZM147 212V211H146ZM149 213H151V211H148ZM81 213H83V215L84 216H86V217H83L82 215H80ZM89 213V214H88ZM133 213V212H132ZM149 213H147V214H145V216H144V214H143V217L141 218V219H144V220H148V219H150L151 217H152V213L151 214H149ZM99 214V213H98ZM131 214V213H130ZM129 214V215H130ZM149 214V215H148ZM13 215V214H12ZM102 215H99V216H102ZM30 216H32V215H30ZM41 216V215H40ZM39 216V217H40ZM48 216V215H47ZM54 217H55V214L53 215ZM82 216V217H81ZM91 216V217H90ZM147 216V218H145ZM150 216V217H149ZM14 217H16L15 215L14 216H10V218H12V222L11 223H9V219L8 220H6V224L4 225V224H2L1 223V225H0V232L1 231H3V232H1V234H0V238H1V240H0V243H2V241H3V243H4V246H3V244L0 246V255H2L3 254V257H5V259L2 257V256H0V263L2 262V258L4 259V261H6V259H7V261L5 262V263H3V264H6V263H11L12 262V264L16 261V259L15 258H17V257H15V256H17V253L15 254V256H14V259H12L11 258V256H8L9 258H11L13 261H11V259H10V261H8V258H6L7 257V255H9V253L11 254V253H13L14 252V250H13V248H15V247H13L12 245L13 244H11V247H10V243H11V240H9V239H11V237H13L14 235V233H16V232H14V233H12V236H11V231L13 232V230L15 231V229L17 228L18 229V231H19V227H17V226H19V225H21L22 224V226L24 225L26 228H25V230H24V233L29 229L30 230V225H28L30 222L29 221H27L26 219H24L23 220V222L21 221L22 219L21 218H18L17 219V217L14 219ZM46 215L43 217L44 218V220L46 219V220H48V217H46ZM52 217V216H51ZM54 217L52 218L53 220H54ZM89 217V218H88ZM31 218H33V217H31ZM30 217L29 218H27V219H31ZM35 218V217H34ZM33 218V219H34ZM132 215H131V217L130 216H128L126 219H127V221L129 222V221H131L132 219ZM39 219H42V216H41V218H39ZM50 217H49V220H52ZM81 219V220H80ZM130 219V220H129ZM13 220L14 221H16V224H17V226H16V224L13 222ZM38 220V219H37ZM8 221V222H7ZM17 221H19L18 223H17ZM43 221V220H42ZM126 221V222H127ZM20 222H22V223H20ZM25 222H26V224H25ZM127 222V223H128ZM5 223V222H4ZM9 223V224H8ZM15 224V225H14ZM4 227H3V226ZM14 226V227H13ZM21 226V227H22ZM2 227H3V229H2ZM7 228L9 229V230H7ZM15 228V229H14ZM239 228H241L240 226H236V227H234L233 229V231H238V230H240ZM24 229V228H23ZM22 228H21V230H23ZM29 230H28V232H27V234L26 235H23L24 233H23V231H21V234H18V233H20V231L19 232H17V235L19 236L20 235V237H22L21 239H19V237L17 238V239H19L20 240V242L19 243H22L23 242V236H24V240H25V238L27 237V235H29L28 233H29ZM5 231H7V232H5ZM17 231V230H16ZM6 233V234H5ZM3 236H4V238H5V236H6V238L5 239H3ZM15 236H16V234H15ZM14 236V237H15ZM13 237V238H14ZM29 237V236H28ZM12 238V241L16 238H14L13 239ZM31 237H29L28 239H30ZM17 239H15V241H17L18 242V240ZM130 239V238H129ZM4 240H5V242H10V243H5L4 242ZM128 240V239H127ZM131 240V239H130ZM130 240H129V242H130ZM15 241H13L15 244H14V246L16 245L17 246V242H15ZM22 241V242H21ZM27 242H29L28 240H27ZM26 241H24V243L23 244H25V243H27ZM91 244H90V243ZM20 245V244H19ZM18 245V247H21L22 248V246H19ZM90 245V246H89ZM3 246V247H2ZM5 246H7V248L5 247ZM26 246H27V244L26 245H24L23 247H25V248H15V251H16V249L18 250V249H20V250H26ZM78 246H79V257L76 259V264H98L99 262H100V260H101V256H103V254L105 253V255L102 257V258H106V255L108 254V252L106 253V251H108L107 250V248L106 247H102V246H99V245H94V243H92L91 241H89L88 239H79V241H78ZM87 246H88V248H87ZM128 246V245H127ZM5 247V248H4ZM13 247V248H12ZM82 247V248H81ZM125 247V246H124ZM8 248H12V250H9ZM90 248V249H89ZM102 249V251L103 252H101L100 253V251H101V249ZM3 249V250H2ZM4 249H6L7 251L6 252H8V250H9V252L7 253V255H5L4 253H5V250ZM28 249V248H27ZM97 249V250H96ZM104 249H106V251L104 250ZM20 250H18V251H20ZM84 250V251H83ZM226 257H227V259H225L224 261H222L221 262V264H231V263H233L232 261H234V256L235 255H241V256H243V255H248L250 252L252 253V252H254L255 254H252V255H255V256H257V258H261L262 256H263V254H264V238L263 237H257V238H253V239H251L250 237H248V236H246L244 233H242V232H240V233H238L237 234V236H236V238H235V244H232V245H230V246H228L226 249ZM10 251H12V252H10ZM42 251V250H41ZM83 251V253L81 254V252ZM88 251V252H87ZM93 251V252H92ZM94 251H96V252H94ZM43 253H44V250L42 251ZM89 252L91 253H94L93 255H91V254H89ZM2 253V254H1ZM96 253V254H95ZM97 254H100L98 257H97ZM12 255V254H11ZM45 255H47L46 253H45ZM87 255V256H86ZM186 254H184V255H181L182 256V259L184 260V261H187V259H189L190 257H188V256H185ZM84 258H83V257ZM92 256H94V257H92ZM59 257V256H58ZM58 257H55L56 258V260L58 261V263L60 262V259H61V257L59 258V259H57ZM85 260V262L83 263V259ZM89 258H90V260H89ZM99 258V259H98ZM80 259H81V261L82 262H80ZM104 259H102L104 262H105V260ZM87 260H89V261H91V263L89 262V261H87ZM99 260V261H98ZM103 261H102V263H99V264H104L103 263ZM61 262H62V260H61ZM89 262V263H88ZM18 263V258H17V262H15L14 264H17ZM19 264V263H18Z\"/></svg>",
	"mask_w": 264,
	"mask_h": 264
},
{
	"label": "water",
	"instance_id": "obj_3",
	"mask_svg": "<svg viewBox=\"0 0 264 264\" xmlns=\"http://www.w3.org/2000/svg\"><path fill=\"white\" fill-rule=\"evenodd\" d=\"M17 83V82H16ZM15 91H17V90H19V87L18 86H16L15 88ZM14 91V92H15ZM13 92V93H14ZM103 117V116H102ZM146 117H144V119H143V125L144 126H146V137L145 136H143V138H141V139H139L138 141H137V143H136V145L134 146V148H133V150H132V153H134L135 155L137 154V152H138V150H137V148H139V145H140V142L142 141V140H144V139H146L147 137H149V132H150V129H151V126H149L148 125V123H146V119H145ZM168 153H170V151H168ZM131 160H132V162H133V158L131 157ZM108 250V252H109V248L107 249ZM102 252V251H101ZM99 256V254H97V257Z\"/></svg>",
	"mask_w": 264,
	"mask_h": 264
}]
</instances>
